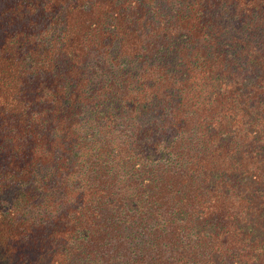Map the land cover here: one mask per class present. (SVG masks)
I'll return each mask as SVG.
<instances>
[{
	"label": "trees",
	"instance_id": "16d2710c",
	"mask_svg": "<svg viewBox=\"0 0 264 264\" xmlns=\"http://www.w3.org/2000/svg\"><path fill=\"white\" fill-rule=\"evenodd\" d=\"M0 251L264 264V0H0Z\"/></svg>",
	"mask_w": 264,
	"mask_h": 264
},
{
	"label": "rangeland",
	"instance_id": "374dc122",
	"mask_svg": "<svg viewBox=\"0 0 264 264\" xmlns=\"http://www.w3.org/2000/svg\"><path fill=\"white\" fill-rule=\"evenodd\" d=\"M0 264H18L14 259L8 257L0 251Z\"/></svg>",
	"mask_w": 264,
	"mask_h": 264
}]
</instances>
